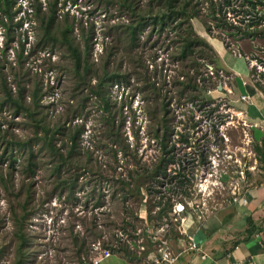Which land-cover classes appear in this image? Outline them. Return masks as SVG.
Instances as JSON below:
<instances>
[{
  "label": "rangeland",
  "instance_id": "374dc122",
  "mask_svg": "<svg viewBox=\"0 0 264 264\" xmlns=\"http://www.w3.org/2000/svg\"><path fill=\"white\" fill-rule=\"evenodd\" d=\"M167 1L16 0L14 26L21 18L25 23L10 32L15 41L6 50L4 73L14 91L16 73L28 94L41 90L47 122L61 128L55 144L70 155L57 173L55 160L41 145L36 147L33 174L27 168V152L15 153L12 166L0 162V264H91L106 248L114 255L100 264H147L135 251L143 243L158 252L151 240L150 245L145 243L148 235L157 234L172 250L183 251L187 243L183 218L191 217L201 228L206 220L229 213L235 197L264 184V162L256 150L264 145V124L258 125L251 112L252 99H241L246 87L264 96L258 86L264 87V23L255 28L256 37L243 38L237 29L213 17L214 4L224 0H176L177 10L185 6L188 16L195 13L196 17L185 21L179 16L161 29L152 18L165 11ZM54 2L58 33L66 24L72 27V38L84 59L81 73L85 61L90 67L84 79L75 73L69 51L60 45L45 48L40 25L28 23L32 19L28 7L42 5L45 13ZM227 16L229 23L246 28L247 21L239 23L241 15ZM2 21L7 20L0 12V49L8 39ZM180 22L192 25L213 52L203 44L190 60L180 58L186 27L189 31ZM131 25L139 27L134 42L127 29ZM223 50L234 72L218 56ZM19 51L24 53L21 65ZM105 70L118 79L97 88ZM187 73L202 87L193 93L199 96L194 101L186 88ZM255 95L252 103L258 107L262 104ZM2 101L0 90V156L2 136L23 140L32 136L28 121L13 118V111ZM111 117L116 136L107 121ZM165 126L175 156L168 172L174 175L184 167L183 188L178 185L182 176L172 183L144 180V187L155 186L151 195H131L125 205L114 199V190L122 187L119 178L128 179L142 168L150 171L158 163L162 151L154 135L163 133ZM117 136L120 141L114 140ZM183 136L188 143L181 140ZM161 199L170 203L171 212L160 218L156 204ZM178 204L185 209L179 211ZM223 225L231 234L241 229L237 223L233 227L231 219ZM195 240L202 242L201 232ZM96 244L101 252L95 250ZM118 246L128 247L129 257L111 249Z\"/></svg>",
  "mask_w": 264,
  "mask_h": 264
},
{
  "label": "trees",
  "instance_id": "16d2710c",
  "mask_svg": "<svg viewBox=\"0 0 264 264\" xmlns=\"http://www.w3.org/2000/svg\"><path fill=\"white\" fill-rule=\"evenodd\" d=\"M16 0H0V12L3 14L4 19L7 21H2V26L6 28V31L8 32V39L5 42V48L0 49V90L3 95V101L2 106L6 105L8 108H10L13 111V118L16 117H23L28 121L29 126L32 128L31 134L32 136L27 139H20L16 138L14 135L13 137L10 136L9 138L6 136H2V143L3 150L2 155L0 156V162L1 164H9L8 166H12V163L16 161L15 153L19 156H22L27 152V162H28V170L33 174V171L35 170L37 164L35 162L37 158L38 149L37 146L41 145L42 147H45L51 157L55 160V167L54 172H60L61 167L63 164L67 161L70 155V151L67 154H64L61 152V149L56 146L55 140L56 135L61 134V128L56 125L54 127H51L49 123L46 120V115L43 111V106L41 105L42 100V94L41 90L39 88H35L33 92L28 94L27 89L25 85H23L22 78L16 73L13 76V84L15 85V91L13 90V87H10L8 84V79L6 76V73H4V63L3 59L6 56V50L9 48L10 44L15 41L13 37L10 35V32L13 30V28L19 27L22 28L25 20L21 18L15 26H14V4ZM176 0H168L167 1V7L165 11L155 15L153 17L154 23L159 25L161 29L166 28V26L172 24L174 21H178L179 16H182L185 18V21H189L191 19H194L196 17L195 13H192L191 16H188L187 7L182 6L181 10H177L176 8ZM57 2L52 3L49 7L46 8V12H43L42 5L34 6L33 9L30 7L27 8L26 12L28 13V16H30L29 10H31V16L32 19L28 21V17H26V20L28 21L29 25H32L33 23H38L41 27V36H40V42L45 46L49 48L56 47V45L64 46L70 53V56L75 62L76 71L78 77L83 78V74L88 73L90 71L89 65L86 64L82 71L81 64L84 62L83 54L78 48L77 45H75L74 40L72 38L73 29L70 25L66 24L58 33L57 30V9L56 4ZM246 7V8H245ZM249 7L250 9H248ZM260 7L258 10L257 8ZM212 15L215 19L223 21V23H228L229 27L237 29L238 33H242L243 38L249 37L253 38L256 37L259 33L257 31L258 26L264 23V0H224L222 3H219L218 5L213 6ZM233 14V18H236L238 16H242V19H238L240 24H244L246 21L248 22L245 26V29H242V26H239L236 23H229L228 22V14ZM179 26L182 25H188L185 22H180ZM139 25V23H138ZM189 31H187V27L185 30V36L182 38L183 45L181 50V55L183 59H189L193 57V55H196L197 46L199 45H205V48H207L209 51L213 52L212 47L201 41L199 37L195 34L192 25H188ZM217 27H220L218 25ZM127 29L129 30V38L131 42H134L137 38V32L139 30V27L136 26H128ZM60 36H59V35ZM182 35V34H181ZM88 49L86 47L85 52H88ZM205 52V51H204ZM17 63L19 65L23 64L24 62V53L23 51H19L17 55ZM105 74L103 77H101L98 80L97 88H100L102 84L105 83H111L113 80H117L118 76L116 74L108 75V71L105 70ZM197 75H199V72H197ZM187 77H189L188 86L186 88H189L192 92V100L198 99L199 96L193 95L195 91H202V87L196 82L195 78L191 76L189 73H187ZM205 80V79H203ZM258 86L264 90V87L258 84ZM206 90V89H205ZM251 93H255V89L250 88ZM96 94L102 95L99 90L96 91ZM203 100V99H202ZM105 106L109 108V103L107 101H104ZM163 110L164 113H168V103H163ZM212 109V111H214ZM166 120V119H164ZM110 124V127L112 129V136H116L117 133L114 131L117 126L115 125V119L114 117H111L110 120H107ZM170 129L168 126H165V130L163 133L157 132L154 135V138L158 141L162 155L158 161V163L155 165V167L152 170H148V168H142V171H135L133 174H130L128 179L131 181H127L128 179H118V181L122 184V187L118 190H114V199L121 200L124 203L128 201L131 195L139 194L142 195L143 192L148 193L151 195L153 193V185H148L147 187L143 186L144 180H150L151 182H159L160 179L166 180V182L170 181L172 183L173 179H176L178 177H183V179L179 180V187L184 186L185 182V173L183 171L184 167H182V171L180 169L176 170V174L172 175L168 172V166L170 164L175 163V156H174V144H170V135L169 132ZM184 137V136H183ZM114 140L118 141L119 136L117 138L114 137ZM183 142L188 143V139L184 137ZM120 141V140H119ZM257 153L260 154L262 157V160L264 162V145L262 147L256 146ZM136 160V158H135ZM138 161V160H136ZM173 172V171H171ZM169 177V178H168ZM168 179V180H167ZM137 182L136 186H133V182ZM149 181V183H151ZM125 205V204H124ZM156 207L159 208L158 216L161 218L165 215H168L170 210V203L166 202L164 203L161 199L157 204ZM107 249V248H106ZM112 250L115 252H122L129 257L130 251L128 250V247H111ZM132 259V258H131Z\"/></svg>",
  "mask_w": 264,
  "mask_h": 264
},
{
  "label": "crops",
  "instance_id": "0c3cea01",
  "mask_svg": "<svg viewBox=\"0 0 264 264\" xmlns=\"http://www.w3.org/2000/svg\"><path fill=\"white\" fill-rule=\"evenodd\" d=\"M218 56L223 65L234 72V65L226 61L225 51L223 50V53ZM250 88L246 87L244 94L251 96V112L256 116L257 124H264V97L262 95L261 97L256 90L252 94ZM253 95L259 97L262 105L258 107L253 105ZM242 197V199H247L246 203L233 202L229 213H224L222 218L217 215L215 219L206 220V223L201 224V228H197L191 217L187 218L183 230L187 235L194 237L201 232L203 240L200 244L207 258L203 259L199 254H189L184 251L175 264H264V184ZM184 209L185 207L182 211ZM226 219H231L232 226L235 227L237 223L241 229L231 234V230L224 229V225L222 226ZM226 226L231 228V224ZM215 228L218 230L214 231Z\"/></svg>",
  "mask_w": 264,
  "mask_h": 264
},
{
  "label": "built area",
  "instance_id": "2783aa9c",
  "mask_svg": "<svg viewBox=\"0 0 264 264\" xmlns=\"http://www.w3.org/2000/svg\"><path fill=\"white\" fill-rule=\"evenodd\" d=\"M261 95L263 96V94ZM241 99L242 101L249 102L251 100V96L249 94H244L241 96ZM234 201L236 203H240V202L246 203L247 199H242V197H235ZM186 220L187 218H183L181 220L182 224H184ZM184 233L187 239V243L185 244L184 248L181 249L183 251L176 252L172 250L168 244V241L161 240L157 236V234L148 235L147 239H145V243L147 245H150V240H151L153 247H158L159 249L158 252L148 249V247L145 246L143 243H140L141 245L138 246L139 249H137L136 251H135V247H132V251H135L138 255L143 256V259L145 262H147V264H175L179 260L180 256L184 251L187 252L190 251L199 254L203 259H206L207 255L202 251L201 244L196 242L194 236L187 235L185 231ZM94 248L95 250H100V246H98L97 244L94 245ZM112 255L114 254H112V252L109 249H102V252L100 253V257H96L91 264H100L103 260L110 258Z\"/></svg>",
  "mask_w": 264,
  "mask_h": 264
},
{
  "label": "water",
  "instance_id": "95a60500",
  "mask_svg": "<svg viewBox=\"0 0 264 264\" xmlns=\"http://www.w3.org/2000/svg\"><path fill=\"white\" fill-rule=\"evenodd\" d=\"M183 208H184V207L179 206V207H178V210L181 211Z\"/></svg>",
  "mask_w": 264,
  "mask_h": 264
},
{
  "label": "bare ground",
  "instance_id": "6f19581e",
  "mask_svg": "<svg viewBox=\"0 0 264 264\" xmlns=\"http://www.w3.org/2000/svg\"><path fill=\"white\" fill-rule=\"evenodd\" d=\"M203 186V185H202Z\"/></svg>",
  "mask_w": 264,
  "mask_h": 264
}]
</instances>
